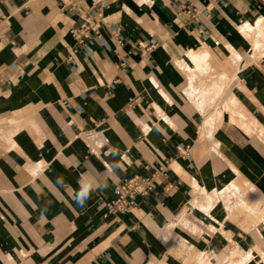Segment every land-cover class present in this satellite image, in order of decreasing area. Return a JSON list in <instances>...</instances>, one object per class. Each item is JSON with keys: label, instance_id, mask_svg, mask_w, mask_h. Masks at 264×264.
Here are the masks:
<instances>
[{"label": "crops", "instance_id": "0c3cea01", "mask_svg": "<svg viewBox=\"0 0 264 264\" xmlns=\"http://www.w3.org/2000/svg\"><path fill=\"white\" fill-rule=\"evenodd\" d=\"M261 37L264 0H0V264H264Z\"/></svg>", "mask_w": 264, "mask_h": 264}, {"label": "built area", "instance_id": "2783aa9c", "mask_svg": "<svg viewBox=\"0 0 264 264\" xmlns=\"http://www.w3.org/2000/svg\"><path fill=\"white\" fill-rule=\"evenodd\" d=\"M207 13L208 11H204ZM198 11L194 9L192 16L196 19ZM159 173L164 174V169ZM157 172L152 176L135 175L129 179H126L122 184H119L115 188L116 196L107 202V211H125L130 206L134 205L135 198L139 194H147L154 186Z\"/></svg>", "mask_w": 264, "mask_h": 264}, {"label": "clouds", "instance_id": "9594fccd", "mask_svg": "<svg viewBox=\"0 0 264 264\" xmlns=\"http://www.w3.org/2000/svg\"><path fill=\"white\" fill-rule=\"evenodd\" d=\"M112 178H114V174ZM106 186V182H104L103 186H100L93 179H83L80 182L79 191L75 193V200L77 204L84 206L93 191H95L97 188Z\"/></svg>", "mask_w": 264, "mask_h": 264}, {"label": "rangeland", "instance_id": "374dc122", "mask_svg": "<svg viewBox=\"0 0 264 264\" xmlns=\"http://www.w3.org/2000/svg\"><path fill=\"white\" fill-rule=\"evenodd\" d=\"M263 40H264V38L263 37H261ZM237 180H235V181H233V183L232 184H230V185H228L227 187H226V189H229V188H231V196H232V198H225L224 200H225V202H224V204L225 205H234V203H232L231 201L234 199L233 197H235L236 199H237V201H240L244 206H246V205H251V207L253 206V205H255V203H251L250 201L249 202H247V197L249 198V196L248 195H245V194H241V193H235V188H234V186H233V184L236 182ZM248 189H246V191L248 192L249 190H251V188L250 187H247ZM225 190V189H224ZM230 190V189H229ZM249 194V193H248ZM231 203V204H230ZM253 209L255 208V206H253L252 207Z\"/></svg>", "mask_w": 264, "mask_h": 264}]
</instances>
